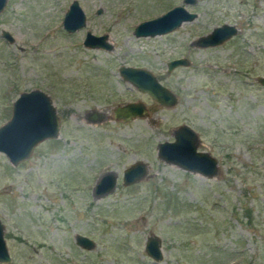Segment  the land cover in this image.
<instances>
[{
  "label": "rangeland",
  "instance_id": "374dc122",
  "mask_svg": "<svg viewBox=\"0 0 264 264\" xmlns=\"http://www.w3.org/2000/svg\"><path fill=\"white\" fill-rule=\"evenodd\" d=\"M71 1L6 0L0 12V31L12 36L0 34V125L17 95L35 88L59 119L58 135L23 161L12 165L0 152L7 264H264V86L255 81L264 75V0H76L85 23L67 32L61 20ZM176 5L196 16L167 33L133 34ZM222 23L236 34L219 46L193 44ZM86 31L105 34L111 48L84 46ZM179 57L188 63L167 71ZM120 66L149 70L175 103L137 90ZM135 101L146 115L114 119L116 106ZM93 111L107 116L88 122ZM182 124L216 159L213 176L158 157V143ZM135 161L146 174L123 184ZM104 172L115 183L97 194ZM77 233L94 246L75 244ZM149 235L161 260L144 251Z\"/></svg>",
  "mask_w": 264,
  "mask_h": 264
},
{
  "label": "water",
  "instance_id": "95a60500",
  "mask_svg": "<svg viewBox=\"0 0 264 264\" xmlns=\"http://www.w3.org/2000/svg\"><path fill=\"white\" fill-rule=\"evenodd\" d=\"M184 4H193L196 0H182ZM6 0H0V12ZM196 14L189 12L184 5H176L162 14L137 23L133 28L135 36H154L171 31L185 21L192 20ZM85 23V15L76 0H72L65 10L61 24L67 32H72ZM234 25L222 23L212 28L210 32L198 36L193 44L197 46H213L236 34ZM1 36L12 41V36L4 29ZM82 44L87 47L110 49L106 35H93L86 31ZM184 57L173 58L166 64L167 71L179 65H186ZM118 73L124 81L133 85L137 90L148 94L159 104L172 105L176 98L165 86L161 85L154 75L147 69L134 66H120ZM255 81L264 85V76H258ZM147 114L144 105L139 102H126L112 110L114 119L127 121L134 117ZM105 113L93 111L87 117L88 122L102 121ZM102 119V120H101ZM59 119L48 94L40 89H30L20 92L12 101L8 119L0 125V152L3 153L12 165L28 158L33 147L46 138H55L58 135ZM173 140L158 143L157 155L160 159L180 167L186 171L197 172L205 176H213L217 171L216 159L207 152L198 151L196 134L185 124L179 125L172 131ZM146 174L144 164L135 161L123 169L121 181L131 184ZM115 183L112 172H104L94 183L95 193L110 191ZM4 226L0 221V263L7 264L10 256L3 236ZM74 242L80 247L90 249L94 241L82 234H75ZM144 251L154 261L161 260L162 250L160 241L155 235L147 236L144 242Z\"/></svg>",
  "mask_w": 264,
  "mask_h": 264
},
{
  "label": "flooded vegetation",
  "instance_id": "af4514ba",
  "mask_svg": "<svg viewBox=\"0 0 264 264\" xmlns=\"http://www.w3.org/2000/svg\"><path fill=\"white\" fill-rule=\"evenodd\" d=\"M231 25H234V24H231ZM235 26V25H234ZM235 28H236V30H237V27L235 26ZM235 35V34H234ZM234 35H232V36H230L229 38H231V37H233ZM228 38V39H229ZM228 39H226V40H228ZM225 40V41H226ZM224 42V41H223ZM222 44V42L221 43H218V44H216V45H213V46H219V45H221ZM233 67H231V66H225L224 68H221L220 67V69H222V71H227V70H229V69H232ZM234 69V68H233ZM149 71V70H148ZM150 72V71H149ZM153 75V74H152ZM262 76H264V75H262ZM261 85V84H260ZM262 86H264V85H262ZM191 129V128H190ZM193 132H194V130L193 129H191ZM195 133V132H194ZM196 134V133H195ZM197 136V135H196ZM198 140V139H197ZM198 146V145H197ZM198 151H199V149H197ZM200 151H202V150H200ZM205 152V151H204ZM74 236H75V234H74ZM74 236H73V240H74Z\"/></svg>",
  "mask_w": 264,
  "mask_h": 264
},
{
  "label": "bare ground",
  "instance_id": "6f19581e",
  "mask_svg": "<svg viewBox=\"0 0 264 264\" xmlns=\"http://www.w3.org/2000/svg\"><path fill=\"white\" fill-rule=\"evenodd\" d=\"M148 119L152 120V118H150V117Z\"/></svg>",
  "mask_w": 264,
  "mask_h": 264
}]
</instances>
